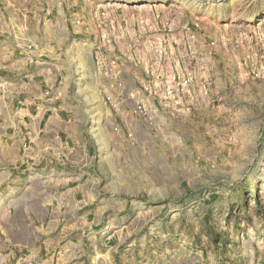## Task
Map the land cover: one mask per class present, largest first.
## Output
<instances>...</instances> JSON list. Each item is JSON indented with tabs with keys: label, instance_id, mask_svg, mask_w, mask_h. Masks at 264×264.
<instances>
[{
	"label": "crops",
	"instance_id": "0c3cea01",
	"mask_svg": "<svg viewBox=\"0 0 264 264\" xmlns=\"http://www.w3.org/2000/svg\"><path fill=\"white\" fill-rule=\"evenodd\" d=\"M72 9L0 23V264H154L169 205L156 201V159L166 155L119 146L151 142L132 108L156 104L132 65L126 100L104 99L92 57L100 44Z\"/></svg>",
	"mask_w": 264,
	"mask_h": 264
},
{
	"label": "rangeland",
	"instance_id": "374dc122",
	"mask_svg": "<svg viewBox=\"0 0 264 264\" xmlns=\"http://www.w3.org/2000/svg\"><path fill=\"white\" fill-rule=\"evenodd\" d=\"M61 6L107 55L172 88L151 142L119 146L166 155L154 264H264V0H0V23Z\"/></svg>",
	"mask_w": 264,
	"mask_h": 264
},
{
	"label": "built area",
	"instance_id": "2783aa9c",
	"mask_svg": "<svg viewBox=\"0 0 264 264\" xmlns=\"http://www.w3.org/2000/svg\"><path fill=\"white\" fill-rule=\"evenodd\" d=\"M94 61V73L99 83L100 90L104 99L112 106L116 107L121 102L126 100L127 91L130 85L123 77L124 63L120 58L114 55H107L100 46L94 48L93 54ZM147 72V71H146ZM149 80L142 86L147 93L151 94L154 102L158 98H168L172 93L170 86L161 84L163 81L159 76L153 75V73H146ZM190 80V76H184L182 79L183 84H187ZM163 88H161V86ZM158 102V101H157ZM166 105V104H164ZM158 105L154 108L146 104L142 100H137L133 104L132 111L140 117L146 124L153 125L154 112H157ZM116 129V128H115ZM130 136L131 134L128 133Z\"/></svg>",
	"mask_w": 264,
	"mask_h": 264
}]
</instances>
